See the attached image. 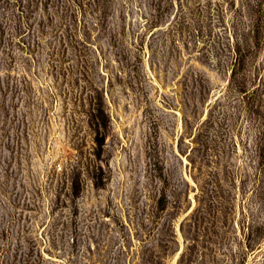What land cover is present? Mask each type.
<instances>
[{
  "label": "rangeland",
  "instance_id": "rangeland-1",
  "mask_svg": "<svg viewBox=\"0 0 264 264\" xmlns=\"http://www.w3.org/2000/svg\"><path fill=\"white\" fill-rule=\"evenodd\" d=\"M0 264H264V0H0Z\"/></svg>",
  "mask_w": 264,
  "mask_h": 264
}]
</instances>
